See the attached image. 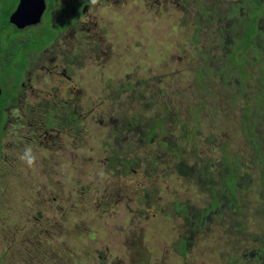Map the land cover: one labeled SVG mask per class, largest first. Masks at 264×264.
Wrapping results in <instances>:
<instances>
[{
  "label": "rangeland",
  "instance_id": "obj_1",
  "mask_svg": "<svg viewBox=\"0 0 264 264\" xmlns=\"http://www.w3.org/2000/svg\"><path fill=\"white\" fill-rule=\"evenodd\" d=\"M72 1L76 39L36 58L38 90L1 138L0 264H258L244 253L264 248V53L239 47L246 0ZM17 2L0 0V26ZM227 157L236 205L215 186L219 206L198 220L212 197L195 176Z\"/></svg>",
  "mask_w": 264,
  "mask_h": 264
},
{
  "label": "flooded vegetation",
  "instance_id": "obj_2",
  "mask_svg": "<svg viewBox=\"0 0 264 264\" xmlns=\"http://www.w3.org/2000/svg\"><path fill=\"white\" fill-rule=\"evenodd\" d=\"M19 1V0H18ZM45 1V10L41 16L40 22L36 25L25 27L24 29H18L14 25L9 23V17L13 13V11L16 9L18 2L14 8V10L9 14L7 23L0 26V35L4 33L1 31L5 25H7V31L8 33L5 35L6 39L4 44H0V76L2 79V85H0L2 101H1V107H0V143L1 138L4 135L5 125L12 122H17L14 119L9 120L8 114L12 110L16 111H25L30 108V105L27 104L25 101H22V95L26 90H38L37 87L33 86L31 83L32 79V64L35 63L36 58H39V55H49L52 56V60L58 61V57H55V48L58 45L59 40L66 39L67 33L70 29H73L69 35L72 37L71 40L74 41L75 38V32L77 28L76 22L78 20V16L81 15V12H84V10L80 9V3L74 2L72 0H68V2H65V0H44ZM59 1H62L61 8L57 9L55 8V3H58ZM246 16L244 17L242 21V37L241 40L245 38V36L249 35V29H253L255 27V30L253 32V40L251 48H258L257 50L262 51L264 53V29H259L257 26V19L259 18L260 13H264V0H246ZM86 6V4H85ZM238 7V9H237ZM49 8H51L49 10ZM239 9H242L239 6H232L231 12L240 14ZM45 12L49 13V17L52 20V23H50V26L48 29L46 26H44L45 30H39V26L41 24L42 18L45 14ZM255 17V20L253 19ZM254 20V24H253ZM236 26L237 24L234 23ZM34 27V28H33ZM33 29V30H32ZM30 31V34H29ZM45 32H49L50 36L48 39L43 40L42 36ZM15 38L18 39V43L12 45L10 47L9 42H12L10 39ZM255 39H260V46H255L257 43H254ZM36 43L39 44L40 49L37 48ZM254 43V44H253ZM3 45V46H2ZM18 57H17V55ZM4 55H7L9 57V62L3 63L2 57ZM20 56V58H19ZM42 57V56H41ZM18 59H20L21 63V69L18 64ZM41 70H44L42 68ZM45 71V70H44ZM68 71H70V68H67V66H55L53 69H46V74L50 77H54L56 80L66 82L69 86L70 83H72V76L68 74ZM62 77L66 79L67 81L62 80ZM60 89V88H59ZM70 87L68 88V90ZM263 89V96H264V83L262 84ZM60 91L65 93L64 90L60 89ZM262 100V99H261ZM69 107L71 106L69 102H65ZM63 103V104H65ZM262 103L260 101L259 106H261ZM25 114V113H24ZM66 114V118H67ZM48 121L51 122V116L48 115ZM254 125L253 120L248 121ZM255 127V126H254ZM48 130L44 133L47 135L48 140H53L51 137H49V134L53 131L51 127L47 128ZM50 132V133H49ZM253 137L255 138V133L252 132ZM54 145V144H52ZM129 168H125V172H128ZM217 196V195H216ZM251 257H255V260L258 264H264V248L262 247L259 254L252 252L250 253Z\"/></svg>",
  "mask_w": 264,
  "mask_h": 264
},
{
  "label": "trees",
  "instance_id": "obj_3",
  "mask_svg": "<svg viewBox=\"0 0 264 264\" xmlns=\"http://www.w3.org/2000/svg\"><path fill=\"white\" fill-rule=\"evenodd\" d=\"M253 19L255 20V17H253ZM254 20H253V24H254ZM6 29H7V25H5V27H3L1 29V31L5 32ZM254 30H255V27H253V29L250 28L249 29V35L247 34L244 39L240 40V44H239L240 48H243L245 50V49H248L252 45V41H251V39L253 40V35H252L253 32L252 31H254ZM10 40L12 41V42H9L10 47L19 42L18 39L16 40L15 38H12ZM8 59H9V57L7 55H4L2 57V62L3 63L9 62ZM241 61H244V60L242 59ZM242 78H245L244 74H243ZM261 99H262V95L258 96L257 100H259V102L261 101ZM155 125L156 124H154L152 126V130L150 132L149 137H152L155 134V131H154ZM253 127L254 126L251 125L249 128V131L251 134H252ZM252 139L254 140L253 136H252ZM263 149H264V146H263ZM256 157L264 165V154L262 156H256ZM228 158L229 157H227L226 159H222V161L220 160L218 162V164L215 166L217 172H216V174H215V172H213V174H212L213 179L210 178V174H208V172H207V174L205 173L208 166H205L202 170L198 171L197 175L195 176V177H198L199 182L203 181L204 176H205L204 178L206 179V183H207L208 179L210 180V185L206 189H207V192H209L211 194V197H212V201L207 205L208 207L205 210L204 209L201 210V215L198 214V220L200 218L203 220V218L206 215H208V213H210L214 209H217L216 207L219 206L218 198L216 196L217 190H216L215 186H221L220 188L222 190L223 196L229 197L230 206H232V204L236 205L237 184H238V181L240 179V175H239V171L237 172V168H236L237 161L229 164ZM263 169H264V167H263ZM215 178H218L219 182H216ZM262 183L264 186V178H262ZM175 210L178 212L181 211V207L178 203L175 204ZM248 253H251V251H249ZM244 255L246 257H250L251 260H253V261L256 258V256L251 257L250 255L247 254V252L244 253Z\"/></svg>",
  "mask_w": 264,
  "mask_h": 264
},
{
  "label": "water",
  "instance_id": "obj_4",
  "mask_svg": "<svg viewBox=\"0 0 264 264\" xmlns=\"http://www.w3.org/2000/svg\"><path fill=\"white\" fill-rule=\"evenodd\" d=\"M45 7L44 0H19L16 9L9 17V23L18 29L36 25L40 22Z\"/></svg>",
  "mask_w": 264,
  "mask_h": 264
},
{
  "label": "clouds",
  "instance_id": "obj_5",
  "mask_svg": "<svg viewBox=\"0 0 264 264\" xmlns=\"http://www.w3.org/2000/svg\"><path fill=\"white\" fill-rule=\"evenodd\" d=\"M21 158L24 159L29 166H31L34 162V157L31 153V149L26 150Z\"/></svg>",
  "mask_w": 264,
  "mask_h": 264
}]
</instances>
